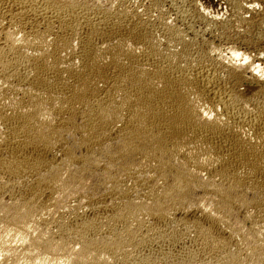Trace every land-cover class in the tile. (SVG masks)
<instances>
[{
  "label": "bare ground",
  "instance_id": "bare-ground-1",
  "mask_svg": "<svg viewBox=\"0 0 264 264\" xmlns=\"http://www.w3.org/2000/svg\"><path fill=\"white\" fill-rule=\"evenodd\" d=\"M139 5L0 0V264H264V67Z\"/></svg>",
  "mask_w": 264,
  "mask_h": 264
},
{
  "label": "rangeland",
  "instance_id": "rangeland-1",
  "mask_svg": "<svg viewBox=\"0 0 264 264\" xmlns=\"http://www.w3.org/2000/svg\"><path fill=\"white\" fill-rule=\"evenodd\" d=\"M149 1L150 0H132L133 3L137 5L140 4L139 6H147ZM158 1L161 3V7H163L162 10L164 14L169 17L170 21L173 23L177 21L175 24L181 29H184V31H188L189 34H187L188 36L190 35L189 37L195 38V36L199 35L196 37V40L217 47L221 53L224 52L226 55L228 49L231 47L237 50L239 49L238 51L240 53L246 54L249 59H254L256 64L264 67V24L254 26L255 23H253L264 19V0H234L240 2L238 5L244 4L243 6H250L249 11L238 10V7L235 6L237 3L235 2L234 5V1L232 0ZM180 6L183 7V10L185 9L187 12L190 11L189 13L191 14L193 13L194 16L193 19L189 18V20H186L185 24L184 22L182 24V22L176 18L175 9L181 8ZM242 15L246 23L249 21L253 25L251 23L246 24L243 21L241 23L240 17ZM209 22H212L214 26H209ZM188 24L191 25L192 31L186 29Z\"/></svg>",
  "mask_w": 264,
  "mask_h": 264
}]
</instances>
